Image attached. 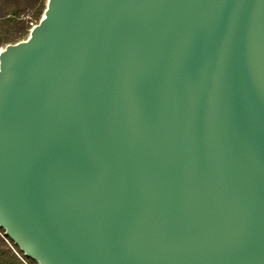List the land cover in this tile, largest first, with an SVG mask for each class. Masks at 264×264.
I'll list each match as a JSON object with an SVG mask.
<instances>
[{"label": "water", "instance_id": "95a60500", "mask_svg": "<svg viewBox=\"0 0 264 264\" xmlns=\"http://www.w3.org/2000/svg\"><path fill=\"white\" fill-rule=\"evenodd\" d=\"M0 229L37 264H264V0H47L0 49Z\"/></svg>", "mask_w": 264, "mask_h": 264}, {"label": "trees", "instance_id": "16d2710c", "mask_svg": "<svg viewBox=\"0 0 264 264\" xmlns=\"http://www.w3.org/2000/svg\"><path fill=\"white\" fill-rule=\"evenodd\" d=\"M47 0H0V49L22 40L33 21H40ZM0 264H37L26 258L0 229Z\"/></svg>", "mask_w": 264, "mask_h": 264}, {"label": "rangeland", "instance_id": "374dc122", "mask_svg": "<svg viewBox=\"0 0 264 264\" xmlns=\"http://www.w3.org/2000/svg\"><path fill=\"white\" fill-rule=\"evenodd\" d=\"M39 22L38 21H33V23H31V26L33 27L34 25H36V24H38ZM29 35V33H24V34H22V40L23 39H26L27 38V36Z\"/></svg>", "mask_w": 264, "mask_h": 264}]
</instances>
